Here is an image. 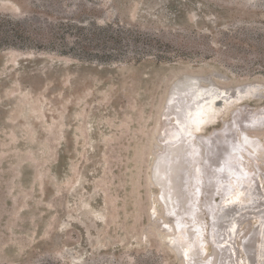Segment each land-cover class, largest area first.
I'll list each match as a JSON object with an SVG mask.
<instances>
[{
  "label": "rangeland",
  "instance_id": "1",
  "mask_svg": "<svg viewBox=\"0 0 264 264\" xmlns=\"http://www.w3.org/2000/svg\"><path fill=\"white\" fill-rule=\"evenodd\" d=\"M184 75L264 87V0H0V264H186L152 180L170 88ZM239 106L195 139L236 125ZM245 131L264 138V127ZM241 156L247 181L264 178V157ZM202 176L215 264L231 251L209 242L213 214L236 207L222 203L225 173ZM248 213L238 245L260 218Z\"/></svg>",
  "mask_w": 264,
  "mask_h": 264
},
{
  "label": "bare ground",
  "instance_id": "2",
  "mask_svg": "<svg viewBox=\"0 0 264 264\" xmlns=\"http://www.w3.org/2000/svg\"><path fill=\"white\" fill-rule=\"evenodd\" d=\"M202 80L205 79L191 75L176 80L170 88L169 103L163 113L168 121L161 132V146L156 150L152 180L160 186V200L170 222L176 226L175 231L166 237L171 243L180 242L175 247L184 254L186 264H214L212 256H206L208 250L203 242V210L197 195L204 191V183L208 181L202 172L209 169L216 172V175L223 172L225 176L219 180L217 178V183H224L220 187L223 206L236 208L231 210L232 214H219L218 219L213 214L220 226L219 232L214 231L209 242L212 241L216 248L222 246L231 251L217 255L219 258L215 264H224L226 257L231 258L228 264H264V178L249 182L240 172L243 167L241 159L244 158L241 156L242 149L248 150V164H252L250 157H264V138L252 137L250 132L247 134L245 131L247 125L252 128L264 127V121L256 124L258 116L264 114V105L256 108L247 103L264 98V87L257 83H247L227 88L214 83L204 85ZM175 95H178V100L172 103ZM238 104L239 108L233 111L236 125L231 126L232 123L227 122L223 129H213L210 135L195 139L205 125L221 120L227 109ZM172 115H176V118L172 119ZM239 133L242 135L240 139ZM208 141L213 145L206 149L204 144ZM207 208L212 214V210ZM250 211H257L260 218L252 225L251 231L248 229L250 232L239 244L247 249V256L241 261L236 239Z\"/></svg>",
  "mask_w": 264,
  "mask_h": 264
},
{
  "label": "water",
  "instance_id": "3",
  "mask_svg": "<svg viewBox=\"0 0 264 264\" xmlns=\"http://www.w3.org/2000/svg\"><path fill=\"white\" fill-rule=\"evenodd\" d=\"M203 79V78H202ZM205 79H208V78H205ZM180 257H182V254H179Z\"/></svg>",
  "mask_w": 264,
  "mask_h": 264
},
{
  "label": "trees",
  "instance_id": "4",
  "mask_svg": "<svg viewBox=\"0 0 264 264\" xmlns=\"http://www.w3.org/2000/svg\"><path fill=\"white\" fill-rule=\"evenodd\" d=\"M78 27H82L81 25H77Z\"/></svg>",
  "mask_w": 264,
  "mask_h": 264
}]
</instances>
